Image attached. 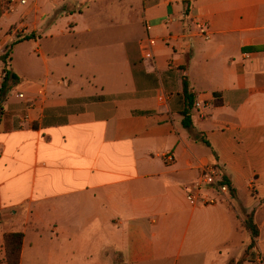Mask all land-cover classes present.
<instances>
[{"label": "crops", "instance_id": "crops-1", "mask_svg": "<svg viewBox=\"0 0 264 264\" xmlns=\"http://www.w3.org/2000/svg\"><path fill=\"white\" fill-rule=\"evenodd\" d=\"M10 2L0 264L12 233L19 264H230L252 243L249 214L245 264L264 258V0ZM208 164L236 195L193 205Z\"/></svg>", "mask_w": 264, "mask_h": 264}, {"label": "built area", "instance_id": "built-area-1", "mask_svg": "<svg viewBox=\"0 0 264 264\" xmlns=\"http://www.w3.org/2000/svg\"><path fill=\"white\" fill-rule=\"evenodd\" d=\"M22 5L27 4V0H19ZM11 4L18 3V0H11ZM13 8V7H12ZM201 34L206 39L211 38V33L207 26L201 27ZM157 42L155 39L148 37L141 43V51L143 57L147 60L152 59L153 57V48L156 46ZM5 78V72L0 73V83L2 84L3 79ZM20 98H24V95H20ZM198 108L201 107V104L197 105ZM164 162L167 165H173L175 163V157L171 154H167L164 157ZM205 191L209 196L202 197L200 193ZM230 194L229 188L224 184V175L221 169L217 165L208 164L202 168L201 176L196 183L194 189H190L188 192V200L193 205L199 203L215 205L222 195ZM256 264H264V258L259 257Z\"/></svg>", "mask_w": 264, "mask_h": 264}, {"label": "trees", "instance_id": "trees-1", "mask_svg": "<svg viewBox=\"0 0 264 264\" xmlns=\"http://www.w3.org/2000/svg\"><path fill=\"white\" fill-rule=\"evenodd\" d=\"M33 38H34L33 36H28V37H25L23 40H31ZM12 49H13V46L10 47L7 50L6 54L2 56L0 59L6 65V68L4 69L5 78L2 81L1 89H0L1 99H4L6 95L8 94L9 90L18 82V76L9 70L10 55L12 53ZM185 92L187 93L186 86H185ZM0 105H1V100H0ZM184 126L186 128L191 127V122L189 121L188 117H185ZM224 184L228 186L230 194L234 197L236 195V192L233 189V186L230 180L226 178L225 176H224ZM243 227L247 232L251 233L252 243L240 261L234 260L230 264H245V262H247L251 254V251L256 247V240L259 237V228L257 224L255 223L253 214H249L247 216V218L245 219L243 223ZM23 239H24V236L21 233H12L5 237L4 246L6 249L7 264H19L20 263Z\"/></svg>", "mask_w": 264, "mask_h": 264}, {"label": "rangeland", "instance_id": "rangeland-1", "mask_svg": "<svg viewBox=\"0 0 264 264\" xmlns=\"http://www.w3.org/2000/svg\"><path fill=\"white\" fill-rule=\"evenodd\" d=\"M213 234H215V236H217L218 232L213 231ZM247 237H249V239H250V235L247 234ZM245 248H247V246L244 245L243 250H244Z\"/></svg>", "mask_w": 264, "mask_h": 264}]
</instances>
